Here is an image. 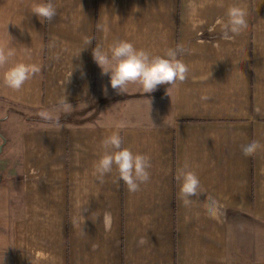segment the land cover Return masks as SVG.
I'll return each instance as SVG.
<instances>
[{"label": "crops", "instance_id": "0c3cea01", "mask_svg": "<svg viewBox=\"0 0 264 264\" xmlns=\"http://www.w3.org/2000/svg\"><path fill=\"white\" fill-rule=\"evenodd\" d=\"M39 2L0 0V43L10 36L16 59L40 68L18 92L0 70V123L16 109L56 116L64 97L99 107L87 123L68 114L59 129H22L0 160V261L264 264V150L241 151L264 144V0H53L50 22L32 13ZM232 5L247 8L249 26L224 39ZM84 37L93 41L79 53ZM116 39L152 55L183 44L188 78L168 94L169 85L116 94L92 58L96 44L108 50ZM113 132L150 157L137 192L115 168L97 179L101 142ZM184 164L201 181L187 207L175 179Z\"/></svg>", "mask_w": 264, "mask_h": 264}, {"label": "clouds", "instance_id": "9594fccd", "mask_svg": "<svg viewBox=\"0 0 264 264\" xmlns=\"http://www.w3.org/2000/svg\"><path fill=\"white\" fill-rule=\"evenodd\" d=\"M32 13L40 20L42 18L50 22L57 14V7L53 0H41L33 5ZM226 15L227 20L221 28L222 38L231 39L248 28L249 13L246 7L232 5ZM92 41V37H84V46L79 53ZM184 51L185 46L177 44L168 48L163 55H152L145 49L136 48L130 41L116 39L108 50L101 44H96L92 48V58L101 69V74L109 76V84L116 94L125 93L129 85H139L142 93L149 94L160 85H169L166 88L168 94L172 87L188 78L190 69L180 58ZM16 55V48L12 46V38L9 36L6 42L0 43V70L3 71L5 86L18 92L33 75L40 72V68L35 64L17 60ZM209 74L211 76V73ZM103 92L107 94V87L103 88ZM201 99L206 101L210 97L204 95ZM147 101L149 104V100ZM60 107L66 114H70L73 108L66 102V97L60 101ZM40 116L43 120L54 123L58 129L61 127L59 116H53L48 111H42ZM101 147L103 151L94 168L100 183L104 182V177L112 173L114 168L118 173V180L123 181L129 192L139 191L140 185L150 180L149 169L152 167L150 157L122 147V138L118 132L106 137L101 142ZM258 150H264V144L259 140H252L241 147L242 154L246 157L254 155ZM175 179L180 182V199L186 207L191 206L193 198L200 195L201 181L197 173L188 164H184L178 170ZM0 264H3V260Z\"/></svg>", "mask_w": 264, "mask_h": 264}, {"label": "rangeland", "instance_id": "374dc122", "mask_svg": "<svg viewBox=\"0 0 264 264\" xmlns=\"http://www.w3.org/2000/svg\"><path fill=\"white\" fill-rule=\"evenodd\" d=\"M85 105H80V106H75L71 109L70 116L67 118V122H71L74 124L80 123L81 121L87 123L89 120L93 119V117L97 114L98 111V105H93V107H90ZM9 112L8 119H3L2 122L0 123V129H1V134H2V146L3 149L0 151V160L7 161L9 159V150L12 149V147L16 143L17 136H19V132L23 129L26 128H36V127H43V126H48L49 124H52V122L45 121L41 118V116L37 115V112H32V111H25L19 109L13 110V111H7ZM11 112V113H10ZM12 112H15L12 113ZM54 115L59 116L60 122L63 121L65 118L64 115L66 114L63 110H60V112H54ZM18 123H20L22 126L19 128ZM16 159L18 158L15 157ZM15 159V160H16ZM4 163V162H3ZM3 163L1 162V166H3ZM8 163V162H7ZM7 163H4V175H8V165ZM13 165V164H11ZM1 174V173H0Z\"/></svg>", "mask_w": 264, "mask_h": 264}, {"label": "water", "instance_id": "95a60500", "mask_svg": "<svg viewBox=\"0 0 264 264\" xmlns=\"http://www.w3.org/2000/svg\"><path fill=\"white\" fill-rule=\"evenodd\" d=\"M3 148V146L0 148V150Z\"/></svg>", "mask_w": 264, "mask_h": 264}]
</instances>
